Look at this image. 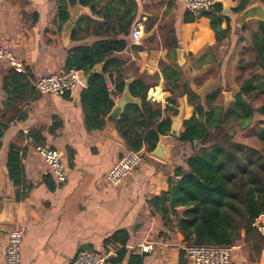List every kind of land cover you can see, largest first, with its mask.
Masks as SVG:
<instances>
[{
	"label": "crops",
	"instance_id": "1",
	"mask_svg": "<svg viewBox=\"0 0 264 264\" xmlns=\"http://www.w3.org/2000/svg\"><path fill=\"white\" fill-rule=\"evenodd\" d=\"M228 1L233 8L237 6L236 2ZM255 1L259 0H250V3ZM133 2L134 26H143L141 39L134 42L129 34L113 38L125 41L126 48L122 52H113L105 59L115 61L109 67L106 79L114 83L117 71H122L124 83L144 74L150 77L157 75L159 79L148 90L146 100L160 104L163 110L169 106V94L164 90L160 62H168L167 50L163 47L168 31L173 29L176 33L178 49L182 50L181 67H187L188 71L192 67L188 64V57L196 56L198 59L204 49L215 46L214 34L209 20L204 17L192 23L183 22L186 12L183 0ZM62 4L60 0H0V44L12 52L22 66L21 72L30 73L33 83L40 76L67 72L64 63L73 49L90 47L101 40L100 32L118 29L115 21L103 24L101 16L83 8L73 25L74 39L69 37L65 40L64 23L58 19V8ZM106 4L107 1L102 7ZM232 16L231 26L236 30V14ZM110 19H114V14ZM165 26L166 29L163 28ZM202 27L207 29V33H203ZM225 27L224 22L222 28ZM255 30V27L252 28V31ZM235 44L234 41L232 47L235 50L230 52L232 58L227 74V78L233 79L239 55L238 43L237 46ZM245 47L240 48L243 50ZM197 61V69L190 73L187 84L202 98L220 87L215 83L214 90H205V83L212 76L206 77L207 73L205 77H197L198 69L205 67L199 66ZM105 62L100 64L101 69ZM176 63L180 67L177 54ZM7 68L4 62H0V103L4 100L1 76ZM261 73L264 76V71ZM187 79L183 75L182 80ZM86 86H77L71 93L61 96L40 95L38 100L22 106L25 119L11 123L0 141V264H4L8 232L14 227L23 230L20 248L22 264H71L79 251H102L109 246L118 249V257L107 264H128L131 256L140 257L141 264H179L186 243L175 226L176 218L171 217V228L165 227L161 215L150 208L148 202L166 193L170 182L178 179L176 168L187 170L186 160L194 150L192 146L177 141V138L183 131V121L194 114L193 107L187 105L185 96L179 98L177 105L170 108L176 114L169 115L170 128L176 129L177 135L160 136L158 140L163 156L160 158L153 152L143 151V160L132 176L121 187L112 188L105 184V175L128 148L116 131L115 121L108 116L102 130L85 129L79 95ZM150 90H153L152 98L148 97ZM238 93L239 88L234 91L233 98ZM122 96L123 92L114 99V107ZM162 116L165 117V114ZM54 123L59 126L51 132ZM33 130L40 133L42 146L60 153L67 174L64 184L54 180L34 151L35 143L29 135ZM12 144L23 153L24 177L32 185L28 196L20 202H15L14 188L6 174L7 152ZM185 210L183 207L175 209L179 217ZM117 233H125L124 243L112 241ZM144 243H153L154 249L141 253L140 246ZM235 244L239 248L231 264H261L264 246L259 258L252 263L251 248L246 244L243 230ZM120 250L123 253L119 256ZM183 260L187 264L185 257Z\"/></svg>",
	"mask_w": 264,
	"mask_h": 264
},
{
	"label": "trees",
	"instance_id": "2",
	"mask_svg": "<svg viewBox=\"0 0 264 264\" xmlns=\"http://www.w3.org/2000/svg\"><path fill=\"white\" fill-rule=\"evenodd\" d=\"M107 1L105 7L102 4ZM237 6L232 14L242 11L250 0H231ZM264 2V0H259ZM81 9H89L93 15L101 16L103 24L115 21L116 31L100 32L102 37L90 47L73 49L64 63V69L83 71L89 76L87 86L82 89L79 99L84 115V126L87 131H98L105 127L106 117L114 107V99L124 90V76L117 71L113 89L110 91L106 75L109 67L115 64L112 59L105 60L113 52H122L126 42L115 40L117 36L130 35L135 24V3L133 0H81ZM222 3L217 2L210 12L193 15L187 11L183 15L184 23H192L199 18L209 20V27L214 34L215 46L208 47L197 60L199 66L222 61L216 57V49L221 44L231 50L232 37L235 29L231 26V18L222 16ZM114 14V19H110ZM58 19L65 23L69 19L66 3L58 8ZM226 24L222 28V23ZM166 29V26L163 27ZM162 28V29H163ZM207 33L205 27L201 28ZM244 30V29H242ZM74 31L70 38L74 39ZM249 46L243 48L237 72L243 73L248 66L255 70L264 68V23L257 22L256 30L250 33ZM241 41V39H240ZM237 44V43H236ZM235 44V46H236ZM163 47L167 50V63L160 62L164 90L169 94V106L161 109L160 104L146 100L148 90L158 81L157 75H140L129 84V93L139 99V103L128 104L116 120L115 128L129 150L153 152L160 136L170 132L169 115H175L172 108L178 99L185 96L188 106L193 107L194 114L189 120L183 121V131L177 141L192 146L193 153L187 158V170L176 168L178 179L170 182L166 193L149 200L150 208L158 212L167 228L175 226L183 236L186 244L191 245H232L239 239L240 232H245L246 244L251 248L250 261H256L264 246V237L251 225L256 218L264 216V76L249 70L248 77L242 78L239 93L233 101L224 106L219 104L221 90L213 91L203 98L190 90L186 81L182 80L184 70L176 63L178 40L176 33L170 29L163 39ZM228 50L224 52L226 56ZM246 60L245 62H243ZM105 62L100 74H91L94 66ZM116 65H120L116 62ZM240 76V75H239ZM32 77L28 72H16L8 67L1 76V89L4 100L0 103V141L14 121L24 120L26 115L21 107L36 101L40 94L36 92ZM150 81V82H149ZM153 90L148 97L152 98ZM255 97L261 101L253 108L247 99ZM172 106V107H171ZM165 114V117L162 115ZM261 117L252 127L255 117ZM59 124L50 128L53 132ZM254 128L255 146L236 142L238 133ZM34 146L43 145L41 135L33 130L29 133ZM23 153L12 144L6 158V174L14 188L15 202L23 201L32 185L25 180L22 165ZM186 210L181 217L175 209ZM125 233L113 235L112 241L125 242ZM123 251H119V256ZM184 253L180 255L179 264H185ZM128 264H141V258L131 256Z\"/></svg>",
	"mask_w": 264,
	"mask_h": 264
},
{
	"label": "built area",
	"instance_id": "3",
	"mask_svg": "<svg viewBox=\"0 0 264 264\" xmlns=\"http://www.w3.org/2000/svg\"><path fill=\"white\" fill-rule=\"evenodd\" d=\"M65 2V0H60ZM219 0H183L185 10L193 15L210 12ZM142 25L136 24L130 33L134 42L141 39ZM0 62L16 72H21V65L12 52L0 44ZM81 71L70 69L67 72L52 73L38 77L33 83L36 92L40 95H65L71 93L77 86H85L80 81ZM109 90L113 85L109 82ZM34 151L42 159L50 175L62 185L66 182V169L59 152L47 146H35ZM143 150L125 151L105 175V184L112 188H119L132 176L143 160ZM264 236V216H259L251 225ZM23 239V230L14 227L9 230L5 248L4 264H22L20 248ZM237 244L232 245H191L185 244L182 248L187 264H231ZM154 249L153 243H144L140 246L141 253H148ZM118 257V249L109 246L102 251L82 250L75 256L71 264H107L111 259Z\"/></svg>",
	"mask_w": 264,
	"mask_h": 264
},
{
	"label": "rangeland",
	"instance_id": "4",
	"mask_svg": "<svg viewBox=\"0 0 264 264\" xmlns=\"http://www.w3.org/2000/svg\"><path fill=\"white\" fill-rule=\"evenodd\" d=\"M221 1H223V3H222L223 11H222L221 15L222 16H229L231 18V25H232L233 16H232V13L231 14L228 13V10H232L234 6L232 4H230L228 0H221ZM223 12H225V13L223 14ZM255 24H256V22H254V21L248 22V23L244 24L241 28H239V29L236 28V30L233 33L232 42L235 41L236 43H238V46L236 44V46L238 47L237 49H239L238 63L241 61V59L243 57L240 55L242 53V48H240V47L241 46L242 47H245V46L248 47L249 46L250 33L252 32V28L255 27V29H256ZM242 29H244V30H242ZM233 30H234V28H233ZM240 39H241V41H240ZM219 47H222V48L219 50ZM226 50H228V52L225 56L224 52ZM207 51L208 50L204 49L202 51V53H206ZM230 52H231L230 47L228 49L227 45L221 44L220 46L217 47L216 52H215L216 57L218 56V60L222 61L221 66L217 65L216 62H213V63H209V64L204 65L205 67L202 68V70L198 69V72H197V77H200L201 75L203 77H205V74H207V73H208V75L206 77L210 78V76H212V79H209L207 84L205 83V85H206L205 90L206 91L207 90L208 91L214 90L216 88V85H215V83H216L218 85V87H220L219 90H221V98H220L219 104H222L224 106L228 105L229 103H231L233 101L234 91L237 90V88H239L240 81H242V78L250 76L249 70L251 72H253L254 74H257L260 76L262 74L261 72L264 71V68H262L260 66L255 68V70H251L252 67L246 66L243 68V73L238 74V72H237L238 63H237L236 68H235V72H234L235 79L227 78V74L230 71V63H231L230 60L232 58V55L230 54ZM200 56L201 55H199V57ZM243 58L246 59V56H244ZM188 59H190V60H188V64H191V66H192L189 69V71H188L187 67L185 69V68L181 67V65H180V68L184 70V77L186 79L190 77V73L193 72V69H197L196 68V62H195L197 60V57L194 56V58H192V56H189ZM245 61L246 60H244L243 62H245ZM215 76H217L216 79H215ZM186 82H188V79ZM262 100L264 101V99H262ZM247 101H248V103H250V105L253 108H257L261 104V101L255 97H251V98L247 99ZM258 120H259L258 117L254 118L253 123H252V127L257 123ZM253 133H254V128L248 129L245 132L238 133L235 137V141L246 144L248 146H255L256 145V138H255V135Z\"/></svg>",
	"mask_w": 264,
	"mask_h": 264
},
{
	"label": "water",
	"instance_id": "5",
	"mask_svg": "<svg viewBox=\"0 0 264 264\" xmlns=\"http://www.w3.org/2000/svg\"><path fill=\"white\" fill-rule=\"evenodd\" d=\"M80 1L81 0H65L66 6H67V12L69 15L68 21H66L64 23V26H63V38L65 40H67L70 37V34L73 30V25L78 18V13L81 9L79 6ZM224 13L225 12H223V14ZM228 13H231V10H228ZM252 21L264 23V3L259 2V1L249 3L242 11L236 13V17L234 19V24L236 25V28L239 29L244 24H246L248 22H252ZM176 54L178 57V61L181 65L182 64V50L177 49ZM100 73H101V65L100 64L94 66L91 70V74H100ZM88 78H89L88 75H84V73H81L80 81L83 85H87ZM125 82L126 83L124 86L122 98L120 99L118 104L115 107H113V109L111 110V112L108 115V118L111 120H114V121L119 119V117H120L123 109L125 108V106H127L128 104H135V103L138 104L140 102L139 99L133 98L129 93V84L131 83V80L128 79ZM169 134L176 136L177 135L176 129L170 128ZM158 143H159V141H158ZM158 143L156 145V148L153 151V154H154V156L161 158L163 156L162 155L163 151H162V146ZM7 198H9V197H7ZM261 264H264V257L261 260Z\"/></svg>",
	"mask_w": 264,
	"mask_h": 264
},
{
	"label": "bare ground",
	"instance_id": "6",
	"mask_svg": "<svg viewBox=\"0 0 264 264\" xmlns=\"http://www.w3.org/2000/svg\"><path fill=\"white\" fill-rule=\"evenodd\" d=\"M157 93H158V94H157V97H156V99H158V98H159V90H157Z\"/></svg>",
	"mask_w": 264,
	"mask_h": 264
}]
</instances>
